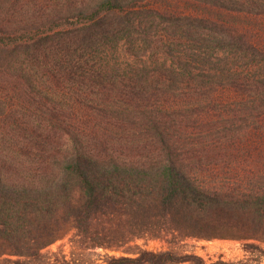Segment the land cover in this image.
Wrapping results in <instances>:
<instances>
[{
    "label": "trees",
    "instance_id": "obj_1",
    "mask_svg": "<svg viewBox=\"0 0 264 264\" xmlns=\"http://www.w3.org/2000/svg\"><path fill=\"white\" fill-rule=\"evenodd\" d=\"M263 22V0H0V264L262 251Z\"/></svg>",
    "mask_w": 264,
    "mask_h": 264
},
{
    "label": "rangeland",
    "instance_id": "obj_2",
    "mask_svg": "<svg viewBox=\"0 0 264 264\" xmlns=\"http://www.w3.org/2000/svg\"><path fill=\"white\" fill-rule=\"evenodd\" d=\"M264 3V0H263ZM181 8H185L184 5ZM264 23V22H263ZM262 23V24H263ZM258 31V29H256ZM72 234L63 240H60L50 246L47 251H61L67 256L71 252ZM138 243L146 248L153 250H166L171 246L169 243L160 239L139 240ZM179 253H195L205 258L208 263L223 260L229 264H264V243H261V249L248 251L245 249L244 243L239 240L216 239V240H198L189 238L174 247ZM102 249L95 251H87L80 253V264H97L100 262V255L106 253ZM111 254H121L117 251H109Z\"/></svg>",
    "mask_w": 264,
    "mask_h": 264
}]
</instances>
